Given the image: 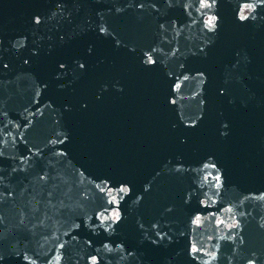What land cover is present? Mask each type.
Returning <instances> with one entry per match:
<instances>
[{
	"label": "water",
	"instance_id": "1",
	"mask_svg": "<svg viewBox=\"0 0 264 264\" xmlns=\"http://www.w3.org/2000/svg\"><path fill=\"white\" fill-rule=\"evenodd\" d=\"M0 264H264V0H0Z\"/></svg>",
	"mask_w": 264,
	"mask_h": 264
}]
</instances>
